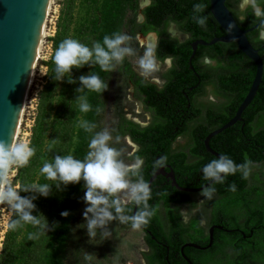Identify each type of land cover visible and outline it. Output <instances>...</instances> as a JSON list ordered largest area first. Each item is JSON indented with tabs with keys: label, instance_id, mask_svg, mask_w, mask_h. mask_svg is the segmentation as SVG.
I'll use <instances>...</instances> for the list:
<instances>
[{
	"label": "trees",
	"instance_id": "trees-1",
	"mask_svg": "<svg viewBox=\"0 0 264 264\" xmlns=\"http://www.w3.org/2000/svg\"><path fill=\"white\" fill-rule=\"evenodd\" d=\"M259 1L263 5L264 0ZM137 2L138 0H84L87 9L78 22H74L73 17L76 0L58 2L54 33L48 39L51 53L48 59L41 63L46 70L43 84L37 92L35 113L29 130L28 141L35 149V155L26 167L15 168L13 186L52 183L44 178L40 169L46 161L51 162L55 155L70 154L76 159L84 158L91 138L102 130L100 118L106 106L114 74L125 77L134 86L135 96L141 97L147 109L153 113V122L145 128H139L121 118L117 124V131L114 132L112 129V134L129 136L131 142L137 146L133 157L143 159L141 174L145 182L156 170L158 161L171 163L176 184L181 188H196L208 182L203 179L201 170L216 158L205 151L202 141L209 132L222 126L233 116L253 79L254 65L234 44L233 50L226 52L224 51L226 45L215 43L211 46H197L194 56L190 59L189 68L191 43L196 40L209 42L224 34L209 13L208 0H149L147 7L142 10L143 21L140 24L134 22ZM236 2L235 0L234 4ZM195 4L204 5L203 11L197 13L205 18L203 26L193 19ZM255 20L256 18L247 17L239 27L248 28ZM168 23L177 25V29L186 35V39L178 42L170 37L166 32ZM149 32H156L157 35V60L171 57L173 61V66L165 73L166 78L161 89L156 90L154 86L144 83L141 78L135 76L129 70L126 57L113 72L102 71L99 65H85L79 69L73 68L71 73L65 76L66 84L61 87L60 81L53 79L55 73L52 57L64 39H75L91 48L93 42L102 44L106 35L124 33L133 38L137 33L147 35ZM245 36L257 49L261 58V82L253 99L241 113L240 121L213 136L208 146L219 156H228L237 165L247 159L251 165H258L260 171L253 174L250 180L248 177L242 178V174L237 172L228 176L224 183L213 185L216 191L213 195L215 200L211 204V223L221 225L225 215H232L236 222L239 219L243 221L240 227L245 229V235L249 231L256 235L253 247L246 248L247 245L244 243H238L237 249L233 251L235 253L233 258L226 256L227 264H245V257L264 264V191L260 186H256L260 178L264 179V40L258 39L257 29ZM209 51L211 58L225 62L226 65L217 71L203 70L200 80L212 83L213 94L221 97L222 102L217 107H199L193 105V97L202 95L204 88L202 84L195 86L198 78H189V75L194 58L197 59ZM81 75H98L107 84V90L97 93L85 89L77 93L76 89L80 87L78 78ZM68 78H72L76 83H68ZM57 89L59 92H56ZM116 93H112L114 112H116L114 101L118 98ZM79 96L86 98L91 106L89 112L80 111V100L77 98ZM82 121L94 123L96 128L93 132H87L80 126ZM177 136H186L189 140L186 146L172 153L171 143ZM190 159L194 161L189 163ZM233 183L236 190L230 191L229 185ZM61 189L57 190L53 186L48 197L38 196L33 201L36 205L33 215L42 214L51 230L39 234L37 239H29L30 234L40 233L38 227L28 224L16 230H9L6 226L1 241L0 264H65L66 259L70 258L79 261L82 243L79 234L75 233L73 228L81 216L83 181L66 187L62 185ZM150 189L151 198L148 204L155 211L143 228L151 230L159 237L167 235L160 226L159 209L162 207L166 210L165 220L171 226V235L176 233L182 236L189 228L195 229V236L203 234V230L197 226V220H192L191 225L184 227L178 223V216L174 214V210L169 208L174 203L194 207L195 202L190 199L188 193L180 192L169 184L163 185L159 176L154 178ZM20 195L30 194L21 192ZM132 210L133 208L127 214L131 215ZM62 211H68L70 214L62 217L60 215ZM10 218H15L12 217V213ZM41 219L43 220V217ZM229 237V234L215 231L212 253L206 252L203 261L194 259L190 261L193 264H206L212 260L213 264H219L221 258L214 259L212 255L218 244L223 242L221 239ZM69 240L73 241L72 253L67 252ZM144 241L151 249L150 253L142 255L144 264H164L163 251H156L157 246L151 238L145 237Z\"/></svg>",
	"mask_w": 264,
	"mask_h": 264
},
{
	"label": "clouds",
	"instance_id": "clouds-1",
	"mask_svg": "<svg viewBox=\"0 0 264 264\" xmlns=\"http://www.w3.org/2000/svg\"><path fill=\"white\" fill-rule=\"evenodd\" d=\"M243 4L245 7H251L254 16L259 21L258 38L264 40V8L260 7L258 0H243ZM203 9L202 4H195L193 8V19L201 26L205 24V18L197 13L202 12ZM243 19L245 17L241 16L242 21ZM131 40L132 37L127 34L115 33L112 36H104L102 44L93 42L90 48L78 40L64 39L52 57L55 73L53 79L63 81L73 68L79 69L85 65L95 64L99 65L102 71L113 72L125 57L136 55L135 50L130 46ZM156 47L154 41L147 42L144 45L143 54L137 61L139 75L144 79L152 78L154 73L160 70ZM207 62L206 58L205 63ZM164 63L170 68L171 58H166ZM78 80L80 87L76 89L77 93L85 89L97 93L107 90V84L98 75H81ZM68 83H76V81L68 78ZM77 98L80 100V111L89 112L91 106L86 98L84 96ZM80 126L87 132H93L96 128L94 123L88 121H82ZM119 142L120 137L114 138L109 129L105 128L93 135L88 144V151L82 160L70 154L55 155L51 162L46 161L43 164L40 172L46 180L52 183L22 184L14 188L9 180L12 169L26 167L35 155V149L27 140L11 144L0 141V205H7L12 217H15L10 218L8 229L16 230L28 224L38 227L40 233L30 234L29 239H37L39 234L51 230L42 214L33 215L36 211L33 201L38 196L48 197L53 186L57 190H62V185L66 187L81 181L85 189L82 200L86 205L82 215L89 240L95 239L98 231L103 239H107L111 235L108 225L113 221L130 224L133 230H139L147 225L155 210L148 204L151 189L141 174L143 161L135 157L133 162L126 163L124 149L112 146ZM250 165L251 162L247 159L244 163L237 165L226 155L211 160L201 170L203 179L211 183L202 186L200 195L205 199H212L216 191L213 185L224 183L228 176L235 175L237 172H240L242 178L246 179L250 172ZM229 190H236L234 183L229 185ZM21 192L30 195L21 196ZM132 208L136 211L131 215L127 214ZM69 214L68 211L60 213L62 217H67ZM84 258L91 260L92 256L86 253Z\"/></svg>",
	"mask_w": 264,
	"mask_h": 264
},
{
	"label": "rangeland",
	"instance_id": "rangeland-1",
	"mask_svg": "<svg viewBox=\"0 0 264 264\" xmlns=\"http://www.w3.org/2000/svg\"><path fill=\"white\" fill-rule=\"evenodd\" d=\"M60 0H53L52 9L47 18V32L48 36L45 38L46 43L44 44V48L41 53V58L38 59L35 64V78L34 82L31 85L27 98L25 109L23 113V118L20 123L19 135L16 140L17 141H28L29 130L33 122V117L35 113V104L37 99V92L40 90L41 85L43 84L44 75H45V67L41 65L42 62L48 59L51 51H50V43L48 39L54 33V22L58 13V2ZM147 0H138L137 2V10L134 16V22L136 24H140L143 20L142 10L147 7ZM144 5V6H143ZM143 6V7H142ZM87 6L84 3V0H76L75 10H74V22H78L79 19L84 16L86 12ZM75 27V25H73ZM167 34L175 38L178 42H181L185 39V37L177 30V27L173 23H168L166 27ZM152 33V32H151ZM146 35V34H145ZM259 35V33H258ZM141 34L137 33L133 36L130 41V46L135 50L136 55L126 57L127 63L129 65V70L137 77L141 78L143 81L153 84L155 87L162 86L164 82V75L166 71L169 69L168 65L164 63V61L160 62V70L154 73L152 78L144 79L139 75V68L137 65V61L139 56L143 54L144 45L151 41L156 43V36L154 33L142 37ZM148 41H147V40ZM145 42V43H144ZM88 74V71H86ZM66 81V77H64L63 81H60V87L63 86ZM61 89V88H60ZM210 86L204 87L203 97L198 98L196 102L201 104V106H213L217 107L221 104V100L213 96L211 92ZM59 92V89L56 90ZM108 94V99L106 100V106L103 109L102 116L100 118V123L102 130L107 128L109 131L116 132L117 124L122 118L125 121H128L138 127L144 126L150 120V115L146 111L143 110L141 102L133 97V87L130 86L129 81L125 77H120L114 74L112 78V83L110 85V90ZM116 93L118 98L114 101L115 111L112 107L113 97L112 93ZM132 120L138 121L139 124H135ZM113 129V131H112ZM115 138L116 135L112 134ZM119 136V135H117ZM120 142L119 144H113L117 148L124 149V159L126 163L133 162L134 158L133 154L137 151V146L131 142V140L125 136H119ZM132 144H131V143ZM181 142V141H179ZM130 144V145H128ZM182 147L181 144L175 143L172 145L171 149L177 150ZM260 171L258 165H250V172L248 175V179L250 180L253 174H256ZM15 175V167L12 169L9 180L13 186V177ZM256 184V183H255ZM256 186H260L261 190L264 191V179L260 178L257 182ZM16 188V186H13ZM85 189H83V193ZM212 199H205L200 193L193 194V200L195 202V208L192 210L185 211L184 213H180L179 217L181 220L185 221L188 217H195L198 219L200 223H205L207 225L208 221V213L211 208V204L213 202ZM86 207L83 200L80 204V212L81 216L80 220L77 221L76 227L73 228V231L80 236V242L82 247L81 256L79 257V261H74L72 258L66 259L65 264H144V260L142 255L146 253V247L144 245V236L142 231L133 230L130 227H124L123 224L119 222L113 221L108 225L109 230L111 231V235L107 239H103L98 231L97 237L95 239L89 240L86 234V228L83 219V210ZM11 210L7 205H0V249H1V241L3 239L4 232L6 230L7 222L10 218ZM163 215V213H162ZM225 215V213L223 214ZM185 219V220H184ZM242 220L239 219L240 223ZM204 224V225H205ZM205 225V226H206ZM225 226V228H235L237 226L236 220L232 215H225L224 220L221 224ZM67 252H73V241L69 240L67 246ZM90 254L92 256L91 260H85V254ZM232 258V256H231ZM253 264V263H249Z\"/></svg>",
	"mask_w": 264,
	"mask_h": 264
},
{
	"label": "water",
	"instance_id": "water-1",
	"mask_svg": "<svg viewBox=\"0 0 264 264\" xmlns=\"http://www.w3.org/2000/svg\"><path fill=\"white\" fill-rule=\"evenodd\" d=\"M224 2L225 0H208L209 13L215 23L224 31V35L215 37L209 42L196 40L191 43L189 68H191L190 59L197 46L234 43L237 49L254 65V76L233 116L225 124L209 132L202 141L205 151L215 158H218L219 155L209 148V140L240 121L241 113L253 99L262 76L261 59L245 36L256 26L241 30ZM46 3L47 0H0V141H4L6 144L13 142L21 114ZM230 26L232 27L230 28ZM158 175H165L169 178L171 185L178 191L191 193L202 191V187L199 189L179 187L171 172L165 173L163 169H157L152 173L147 180L149 186ZM208 183L211 182H207L204 186H207ZM134 212L135 208H133L132 214ZM213 229L222 230L220 226H213L208 230L206 248L211 244ZM151 240L154 238L151 237Z\"/></svg>",
	"mask_w": 264,
	"mask_h": 264
},
{
	"label": "flooded vegetation",
	"instance_id": "flooded-vegetation-1",
	"mask_svg": "<svg viewBox=\"0 0 264 264\" xmlns=\"http://www.w3.org/2000/svg\"><path fill=\"white\" fill-rule=\"evenodd\" d=\"M236 1H237L236 4H234L235 0H225L224 5L227 8V10L231 13V15H232L233 19L235 20V22H236L238 27H239V24L242 23L243 21H245L247 17L256 18L254 16V14H253V11H252L251 7H245L244 6L243 0H236ZM147 2L149 3V0H147ZM258 3L260 5V7H262V8L264 7L263 6L264 3L262 5L261 1H259V0H258ZM241 16L245 17V19H243V21L241 20ZM258 23H259V21L256 18L255 22L253 24H251L250 27L245 28V29H241L240 27L239 28L241 30H246V29L251 28L252 26H256L253 29V30H255V29H257ZM176 27H177V25H176ZM252 31H250V32H252ZM179 32L186 39V35L183 34L181 31H179ZM250 32H248V33H250ZM152 33H154V35L156 36V39H157L156 32H152ZM152 33L149 32L148 34H152ZM248 33H246V34H248ZM222 35H224V34H222ZM257 37H259V35ZM233 44L234 43H226V44H224L227 47V48L224 49V51L227 52V51L233 50V48L236 46L235 44H234L235 46ZM251 47L257 51V49L254 48L252 45H251ZM210 53H211V51L205 52V53H203L204 55L202 54L201 57H198L197 59L194 58V61L192 63V69L191 70L189 69L191 71V75H189V78H196V79L198 78L196 80V82H195L196 83L195 86H198L200 84H202V88H204L205 86H210L212 88L211 92L213 94V87H212L213 85H212V83L211 84L208 83V80H204L203 82L200 80V78H202V71L203 70L205 71V69L206 70H214V69H216V71H217L218 68H222L223 69V67L226 64H225V62H218L216 59L211 58L212 56L210 55ZM194 54H195V52H194ZM194 54H193V56H194ZM166 58H168V57H165L162 60H158V62L160 63V62L164 61ZM206 58L208 60L207 63H205V59ZM172 66H173V61H172V58H171V67ZM164 78H166L165 75H164ZM143 82L148 84V85L154 86L153 84H150L148 82H145V81H143ZM163 85H164V82H163L162 86H160L158 88L155 87V86L154 87H155L156 90H158V89H161L163 87ZM130 86L133 87V97L141 102L143 110L146 111L147 113H149V115H150L149 122H147L144 126L142 125V127H139V128H145V127L151 125V123L153 122V113L149 109H147V106L144 104V102H143L141 97L139 98V97L135 96L134 86L132 84H130ZM213 96H215V95L213 94ZM201 97H203V94L193 97L194 98L193 105L199 106V107H203V106H201V104H198L196 102V100L198 98H201ZM215 97L219 98L221 100V102H222V98L221 97H219V96H215ZM132 122L135 123V124H139L138 121H136V120H132ZM127 137L129 138V136H127ZM188 140H189V138H187L186 136H177V137L174 138L173 142L171 143V147L175 143H179L182 146H186V144L188 143ZM179 141H181V142H179ZM202 146H203V144H202ZM171 150H172V153H176V151H177V150H174V149H171ZM142 161H143V159H142ZM193 161H194L193 159H190L188 162L191 163ZM158 162L159 163L155 167L156 170L157 169H163L165 171V173L170 172V170H171V174L174 177L173 167H171L172 165H171L170 162L169 163L163 162V161H158ZM158 176L162 178L163 185L166 186V185L169 184L170 186H172L170 179L167 178L165 175H158ZM174 180H175V177H174ZM202 186L203 185H200V186H197L196 188H189V189H199ZM180 192H182V191H180ZM200 192H192V193L191 192H185V193H188L189 196H190V199H193V194L200 193ZM214 200L215 199H213V201ZM169 208L172 211L174 210V214L178 216L177 217L178 223H180L184 227H188L189 225H191L190 223L192 222V220H194V219L197 220V226L200 229L203 230V234L201 236H197V235L195 236V229L194 228H189V229L186 230V232L182 233L183 234L182 236H178L176 233H172V235H171V233H170V230H171L170 227L171 226H169V224L165 220L166 210L161 207L159 209L160 226L167 233V235L164 236V237H159L158 235L153 234V232L151 230L143 228V226H142V228L140 230L142 231L144 238L145 237H147L149 239L151 237L154 238V240H152V242H154L156 244V246H157L156 251H158V252L163 251L164 264H193V262L190 261V259L203 261L204 258H206L204 256V254L206 252L212 253L211 249L213 247V244L215 243L214 242V232L215 231H219V232H222L224 234H229L230 235V237L227 238V239L226 238H222L221 239V241L223 240V242H220L218 244L217 250L212 255L214 259L221 258L222 261H220L219 264H227L226 256H228L230 258L232 256V258H233V256L235 255V253L233 251L237 249L238 243H240V244L244 243L245 245H247L246 248L253 247V244L255 243V236L256 235H253V231H249L248 234L245 235L244 234L245 229L240 227L242 225L243 221H241L240 223L237 221L236 222L237 226L235 228H232V229L224 228L223 226H221V225H219L217 223H211L212 206H211L210 211L208 213L207 225L205 223H200L198 221V219L195 218V217H188V218H186V220L184 219L185 221L181 220V218L179 217L180 213H184L185 211L192 210V209L195 208V206L194 207H189L188 204H178V203L176 204V203H174ZM162 213H163V215H162ZM213 226H220L222 228V230L213 229L211 244H210L209 247L206 248V245L208 243V230L211 227H213ZM250 236H253L254 238H250ZM204 239H206V242H204ZM196 240H198L200 242L197 243V242H195ZM144 245L146 247V252L150 253L151 249L146 245L145 241H144ZM191 245L192 246L194 245L196 247H192ZM244 260H245L244 261L245 264H249L250 262L253 263V264H259L258 262L252 260L250 257H245ZM206 264H213V262L211 260V261L206 262Z\"/></svg>",
	"mask_w": 264,
	"mask_h": 264
},
{
	"label": "bare ground",
	"instance_id": "bare-ground-1",
	"mask_svg": "<svg viewBox=\"0 0 264 264\" xmlns=\"http://www.w3.org/2000/svg\"><path fill=\"white\" fill-rule=\"evenodd\" d=\"M52 4H53V0H47L46 7H45V12H44V16H43V20H42V24H41V29H40V33H39V37H38V42H37V46H36V50H35V55H34V59H33V63H32V68H31V72H30V76H29V80H28V85H27V89H26V93H25V98H24L21 114H20V117H19V121H18V124H17V128H16V131H15V135H14L12 143H15L17 138H18V135H19V132H20L19 131V128H20L19 125H20V123L22 121V118H23V113H24V109H25L27 94H28V91H29L31 85L33 84L34 78H35V73H34L35 72L34 69L36 67L35 64L37 63L38 59L41 58V53H42V50L44 48V44L46 43L45 38L48 36V32H47V18H48L49 13H50V11L52 9ZM148 35H150V34L141 35V36L143 38H145ZM142 37H141V39H142Z\"/></svg>",
	"mask_w": 264,
	"mask_h": 264
}]
</instances>
